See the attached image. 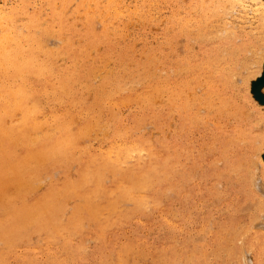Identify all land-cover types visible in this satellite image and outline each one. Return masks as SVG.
Here are the masks:
<instances>
[{
	"label": "rangeland",
	"instance_id": "rangeland-1",
	"mask_svg": "<svg viewBox=\"0 0 264 264\" xmlns=\"http://www.w3.org/2000/svg\"><path fill=\"white\" fill-rule=\"evenodd\" d=\"M53 1L60 6L62 0ZM39 3L40 0H34V6L39 7ZM220 3L221 0H74L68 3L70 6H65L63 16L66 29L56 33V26H53L46 35L49 46L56 48L58 45L54 47V40L55 44H59L56 39L65 41L69 38L73 47H86V54L82 59L69 60L66 54L58 53L57 63L59 67L74 69L93 65L96 75L94 78H89L88 75L84 85L82 82H72L69 91L66 94H57V99L45 93L43 95L35 89L33 98L37 99L41 113L38 116L40 131L36 129L32 136L54 132L56 119H64L67 125L71 123L67 128L69 134L72 130L75 147L62 161L29 162L30 166L23 171V178L26 177L30 183L35 179L33 189L26 188L24 184H6L9 182L6 180L7 186L2 187L5 193L0 191V206L11 204L18 207L30 204L53 184L62 186L68 180L78 181V167L83 166L81 162L90 161L87 160L88 157L99 158L100 151L108 148L110 140L114 139L116 136H113L117 133L126 134L129 140L145 143L144 145L156 152H162L163 159L171 157L172 160L174 156L173 163L177 164L175 163L173 168H167L163 175H159L162 180L154 179L153 189L149 193L156 196L158 203L155 208L150 203L151 199L148 200L151 196L147 197L146 209L139 211L132 209L133 205L128 203L130 200L127 198L121 200L117 197V204L121 202L117 207H121L130 218L117 223L112 229L113 234L107 237L113 238L112 246L97 241L94 233L95 223L80 211L78 215L84 218H79L81 221L77 222L82 226L81 232L73 233L71 242L73 247L80 246L81 251L73 258L61 249L60 238H55L50 243L55 250L45 252L44 243L48 232L36 227L34 219L30 225L25 226V231L18 232V240L14 243L7 244L0 236V264H25L24 261L27 260L29 264H49L50 258L65 259L67 264H241L240 255L244 264H251L254 257L257 258L256 264H263L264 252L258 250L255 243H261L264 251V171L257 161L261 159L264 162V145L255 147L257 139L262 137L264 140V28L255 27L257 15H253L250 9L241 11V8L236 7L238 10L234 8L232 12H228L226 10L230 8ZM248 4L252 6L251 2ZM219 6H222L223 12L217 11ZM43 8L45 11L42 10L40 17L44 20V25H55L45 4ZM32 9L28 8L30 14ZM85 17L90 19L89 24L85 22ZM182 23L187 24L183 26ZM224 29L230 30L229 37L227 35L225 40ZM88 37L93 40L89 45ZM218 46L223 49L217 51L220 49ZM242 46L246 48L244 51L240 49ZM249 46H255L258 55L263 57L259 65L261 68H248L253 61L252 53L248 51ZM225 63L227 65L224 66ZM203 64L206 67L201 66ZM248 70L252 72L248 73ZM244 77H249L247 89L240 79ZM31 81L33 80L30 79V83ZM210 83L211 86H208ZM146 85L164 87V90L157 93L151 91L148 102L140 99L138 101L134 95ZM169 86L179 92H176L179 97L175 100L166 94L165 90ZM107 91L110 94L105 97ZM180 101L187 103V117H183L178 111ZM114 105L117 106L113 107ZM13 113L12 120H8L10 116L4 115L7 121L5 124L17 120L15 118L18 114ZM52 114L57 115L55 122L51 118ZM77 146L79 147L76 148ZM11 149L15 155L21 153L19 145H13ZM128 162L127 165L130 164V161ZM103 169H100L101 175L103 174L101 179L106 180L103 183L101 181V185L111 186L116 174L108 168ZM244 177H247L248 181H245ZM65 196L63 199L58 197L54 200L60 207L64 204V210L63 207L56 208L53 214L61 221L67 219V214L69 216V213L71 215L77 208L80 209L85 201V198L79 195ZM8 201L9 204H5ZM3 210L4 207H0V216ZM254 220L256 222H253ZM245 230L248 231L247 234ZM1 233L0 229V235ZM232 245L233 247H230ZM128 246L133 249L129 250ZM117 254L122 257L120 260L116 257ZM187 259L191 261L188 262Z\"/></svg>",
	"mask_w": 264,
	"mask_h": 264
},
{
	"label": "bare ground",
	"instance_id": "bare-ground-1",
	"mask_svg": "<svg viewBox=\"0 0 264 264\" xmlns=\"http://www.w3.org/2000/svg\"><path fill=\"white\" fill-rule=\"evenodd\" d=\"M52 1L53 0H40V3L38 5L39 7H36V6H34V0H0V2H2V4L0 3V144H1V151H0V191L2 190L3 192H4V190L2 187L7 186V185H5L6 180H9V182L6 184H9L11 182L15 183L16 185L24 184L26 186V188L30 187V189H31L34 185L33 182L35 181V179L33 182L30 183V181L26 177L23 178V176H24L23 171L25 170V168L27 166H30V165H28L29 162L35 161V163H36L38 161H42V162H50V161H57V160L62 161V159L67 157L68 154H71L70 152H72L73 148L75 147L76 141L74 140V136L72 135V132H71L72 130L70 129L71 131L69 134V132H68L69 130L67 128V126L71 125V123L70 124L68 123L69 125H67L64 119H56L58 113H57V115H55V114L51 115V118L54 120V122L56 119L55 126L53 125L54 126L53 127L54 132L49 131L50 134L41 133V134H43L41 136H39V135L35 136L34 134H33L34 136H32V132L35 131L36 129L38 130V128H39L40 120H39L38 116H39V114H41L40 109H39L40 107H38L39 103H38V101H36L37 99L35 100L33 98V96L35 94V89L42 92L43 95L45 93V94H47V96L50 95V96L56 98L57 94H62V93L66 94V92L69 91L68 89H69L70 84L72 82H82L84 85V83H86V81H87L88 75H89V78L90 77L94 78V76L96 75L95 74L96 68L94 69L93 65L81 66L78 69H74L71 67H59V64L57 63V59H56V55L58 53L66 54V56L69 60H75L78 58L82 59L86 54V51H85L86 47H82V48L73 47L71 45V41L69 38H67V40H65V41H60V39H56V41L59 40L58 41L59 44H55V40H54V47H55V45H58V47H56V48H52L53 46L52 47L49 46V40L46 37V35H48L47 33H49L48 31L52 30L55 26H56V28H55L56 33H61L62 29H66V26H65L66 23L64 21L63 10L68 3L73 2L74 0L73 1L72 0H62V1H60L61 2L60 6L58 5V3L56 4L55 1H53V2ZM248 2H251L252 6H249ZM223 3L226 4V6L224 5L226 8L227 7L230 9L232 8L231 10L230 9L226 10V8L224 7L225 10L228 12L229 11L232 12L234 8L236 9V7H238L239 9L241 8L242 9L241 11H243V10L245 11L246 9H250L251 13H253V15H257L256 16L257 17V23H256V25L254 24L255 27L258 29L264 28V0H221L220 4H223ZM43 4H45L46 8L49 10V13L52 16V19H54L53 22L55 23V25H53V24H45L44 25V20L41 19V17H40L41 12L43 13L42 10H44ZM221 7L222 6H219L217 8V11L222 10V12H223V9ZM28 8H33L32 14L29 13L30 11L28 12ZM236 10H238V9H236ZM72 12H74V11H72ZM225 13H227V12H225ZM75 14H76V12H75ZM256 17L254 16V18H256ZM85 18H86L85 22L87 24H89V22H91L90 19H88L87 17H85ZM186 24L187 23H182L183 26H186ZM42 25H44V26H42ZM196 29H200V28L196 27ZM229 31H230L229 29H224V32H223L224 40L226 39L225 37H227V35L229 37V34H228ZM71 33H73V30L71 31ZM53 35H54V33H53ZM91 39H93V38H91ZM92 42H93V40H90L88 37L87 38V44L89 45ZM227 45H228V42H227ZM219 46H218V48H220ZM231 47L232 46H230V48ZM216 49H217V47H216ZM221 49H223V48L221 47L217 51H219ZM240 49H242V51H244L246 48H245V46H242V48H240ZM248 51L250 53H252L251 58L253 60L251 63L249 61H247L250 63V66L248 68H251L252 70H254V68L259 67L262 56L258 55V49H256L255 46H251L250 50H248ZM248 51H246V52L248 53ZM208 53H210V52H208ZM226 53H227V50H226ZM231 56L232 55H230V57ZM236 56L234 57V59L236 58ZM242 56H244V55H242ZM221 57H218V58L221 59ZM207 59H209V58L207 57ZM246 59H247V57H246ZM58 60H59V57H58ZM214 61H218V60H214ZM232 62H233V60H232ZM244 63H246V62H244ZM205 64H207V63L205 62ZM205 64H203L201 66L206 67ZM210 65H211V63H210ZM220 65H222V64H220ZM223 65L225 66L227 64L225 63ZM230 65H232V64H229V66ZM245 65L247 67L248 63ZM240 66H242V65L240 64ZM187 67L189 68L190 66H187ZM243 68H245V67H243ZM259 68H261V66ZM240 69H241V67H240ZM252 70H248L247 72L251 73ZM186 71H190V70L186 69ZM212 71H213V69L211 70L210 74H212ZM222 71H224V70H222ZM255 71H257V70H255ZM225 72H227V71H225ZM198 73H197V75H198ZM231 73H233V72H231ZM97 74H98V72H97ZM253 74H251V75H253ZM203 75H204V73H203ZM234 75H238V74H234ZM231 76H233V75H231ZM244 76H248V75L244 74ZM249 77H251V76L249 75ZM248 78L247 77L240 78V79H242L241 81L244 84L245 89L248 88ZM30 79L33 80V81H31V83H30ZM204 82L206 83V81H204ZM211 82H213V81H211ZM179 83L181 84V82H179ZM225 84L227 85V79H226ZM81 86H82V84H81ZM208 86H211V83H210V85L208 84ZM87 87H88V85H87ZM118 87H120V86H118ZM122 87H121V90H122ZM166 87H167V85H166ZM104 89H103V91H104ZM142 89L143 90H140V92L135 94L134 97L137 98V100L140 99L143 102L144 101L148 102L149 101L148 96L150 94H152L151 91H153L155 93H157L159 91L161 92L164 90V87L160 88V87H156V86L151 87L150 85H146ZM85 90H83V92ZM114 91H115V88H114ZM165 91H166V94L173 100H175L176 97H179V96H177V93H176L178 91L174 87L169 86L167 88V90H165ZM108 94H110V93L107 91V93L105 94V97ZM206 94H208L207 91H206ZM215 94L217 95L218 93L216 92ZM206 96H209V95H206ZM209 97H211V95ZM219 97L221 98V96H219ZM219 97H218V99H219ZM56 99H55V102L57 101ZM45 100H46V98H45ZM58 100H60V97L58 98ZM208 100H209V98H208ZM113 102L114 101H112V104H113ZM126 103H128V102H126ZM130 103H132V102H130ZM223 103L225 104L224 101H223ZM226 103H228V102H226ZM220 104L221 103H219V105ZM71 105H73V104L71 103ZM116 106L114 105L113 107H116ZM173 106H175V105H173ZM73 107L74 106H72V108ZM178 107H179V109H178L179 113L183 117L184 116L187 117L188 116L187 103L185 101H180V102H178ZM222 107L224 109H226L224 107V105ZM220 109H222V108H220ZM13 112H16L18 114V117L15 118L17 120H15L14 122L9 121V124H5V122H7V121H5L4 115L10 116V118H8V120H12L14 118L11 116V114ZM81 112H83V111H81ZM84 112H86V111H84ZM65 114H67V113H65ZM110 114H111V112H110ZM80 115L81 114L79 112V116ZM41 117H43V115H41ZM72 117H73V115H72ZM77 117H78V115H77ZM89 117L92 118V116H90V115H89ZM46 118H47V116H46ZM195 118H198V117L195 116ZM53 120H52V122H53ZM257 120H259V119H257ZM70 122H71V120H70ZM256 125H258V123ZM49 126H51V124H49ZM81 127L82 126L80 125V128ZM40 128H42V126H40ZM51 128H52V126H51ZM70 128H71V126H70ZM47 129H49V128L47 127ZM39 131L40 130H38V132ZM84 131H86V130H84ZM84 131H83V133H84ZM113 133H115V131ZM84 134H82V135H84ZM37 136H39V137H37ZM113 138L114 139L110 140V142L108 144L109 146L107 149L101 150V151L99 150L100 151L99 158L91 157L92 158L91 159L88 157L87 160L90 159V161H88V162L82 161L81 162V163H83V166L81 167L79 165V167H78V169H79L78 181L73 182V181H75V180H73L71 182H68L69 181L68 180L67 181L68 183L67 182L64 184L62 183L63 184L62 186L61 185L55 186L53 184L47 189V191L43 195L35 198L34 201L31 202L30 204H22L18 207H14L11 204L7 205V206H4V205L0 206L2 208L4 207V210L2 211L1 216H0V229L2 230V233L0 235L1 239L3 241H5L7 244L14 243L16 241V239L18 240V232L21 230L25 231L24 230L25 226L30 225L35 219V221H34L35 226L39 227V228H43L44 230H47V232H48V238H46L45 243H44L45 252L51 251L52 249L55 250V247H52V245L50 243H52L55 240V238H60V239H62L61 249L63 250V252L65 254H67V255L70 254V257L73 258V256L77 255L81 251L80 246H74L73 247L72 242H71L72 238H73V233L78 234L79 232H81L80 228L82 226L77 223L79 221V218H81V216L78 215V212L80 213V211H83L88 216V218L92 220V223L93 222L95 223V232L94 233H95V237H96L97 241H99L103 245L106 244L107 246H112V243H113L112 239L113 238L107 239V237L109 235L113 234L112 229L114 227H116L117 223L119 224V222L121 223V222H123V220H125V219L127 220L128 218H130L128 213H125L124 211H122L120 209L121 207H119V208L117 207L118 204H121V202L117 204V200L119 198L121 200H122V198H127L128 201L130 200L131 202L130 201L129 202L127 201V202L131 203L133 205V208H132L133 210L139 211L140 209H142V208L144 209L145 207H147V203H148L149 199H151L150 203L153 206V208H155L157 206L158 202L156 203V196L154 197L152 194H150L151 189H153L152 185L154 184L155 180L157 178H159V175H163L165 173V170L167 168H169L170 166L173 168L174 167L173 165L177 164L176 162H175L176 164L173 163L175 161V157L172 156V160H171V157H167V156H166L167 158L163 159V157L161 156L162 152L161 153L156 152L151 147L144 145L145 143L142 144L139 141L129 140L127 138L126 134L117 133V135H114ZM235 139H236V137H235ZM242 141H243V139H242ZM256 142H257V144H256L255 148L263 147L264 140L262 139V137L257 139ZM13 145H17V146L19 145L20 146L21 153L19 155H15L12 152L11 148L13 147ZM78 147L79 146H77L76 148H78ZM76 150H74V152ZM78 150H80V149H78ZM73 155H74V153L71 156H73ZM173 155H175V154H173ZM76 156H78V154ZM259 157H261V156H259ZM160 159H163V160H160ZM128 161H130L129 165H127ZM257 161H258V164L260 165L261 169H263V171H264V162L261 159H257ZM42 162H41V164H42ZM54 164H56V163H54ZM88 164H90V165H88ZM31 168H32V166H31ZM103 168H105V169L108 168L109 170H111V172L113 171L116 174V176L114 174L115 177L112 176L113 182H112L111 186L103 187L101 185V181L103 179V178L101 179V177H103L102 176L103 174L101 175L100 169L102 170ZM177 168H179V167H177ZM36 169L37 168H35V170ZM105 169H103V170H105ZM247 169H249V168H246V170ZM106 173H108V172H106ZM29 176H31V175H29ZM108 176H110V178H111V175H109V173H108ZM167 176H169V175H167ZM28 178L30 179L31 177H28ZM263 178H264V175H263ZM160 179L162 180L163 178L160 177L159 180ZM244 180L248 181L247 177H244ZM104 181H102V183ZM37 182L38 181H36V183ZM15 184H14V186L17 190V186ZM14 186H11V187L13 188ZM172 187H171V189H173ZM15 188H13V189H15ZM4 189H7V188L4 187ZM6 192H7V190H6ZM163 192H164V190H163ZM69 194L70 195L75 194V195L82 196L83 199L85 198L84 199L85 201L83 200L84 204L81 206L80 209H78L76 207L77 209L75 211H73V212L71 211L72 212L71 215H70V213H69V216L67 214V219L65 221H61L60 218L57 219L56 215L54 217L53 214H55L54 209L56 210V208L57 209L62 208L64 204L62 203L63 205H62V207H60L61 205L57 204L58 202L56 203L55 201L57 200L58 197L62 198L65 195H69ZM23 195H25V194L23 193ZM90 195H91V197L89 198ZM8 196H10V195L8 194ZM149 196H151L152 198L150 197L147 200V197H149ZM117 197H118V199H117ZM12 198H13V196H12ZM66 198H68V196ZM22 200H23V197H22ZM9 201L5 202V204H9ZM63 201H65V200H63ZM124 201H126V199ZM259 203H261V202H259ZM2 204H3V202H2ZM258 205H256V207ZM259 207H260V205H259ZM262 207H264V206L262 205ZM52 209H53V213H52ZM62 210H64V207ZM263 210H264V208H263ZM55 212H57V211H55ZM131 212H132V210H131ZM61 213L63 214V211H61ZM260 213H263V212H259V214ZM57 215H59V214H57ZM62 217H63V215H62ZM81 219L84 220V218H81ZM81 219H80V221H81ZM163 219H165V218H163ZM253 222H256V221L254 220ZM167 223H168V221H167ZM77 224L80 225V227ZM249 229H250V227H249ZM246 230L244 231L245 233L248 232ZM31 231L33 232V230H31ZM234 233H235V231H234ZM232 235L234 236V234H232ZM241 236H242V234H241ZM256 237H254V239H256V242H257ZM51 238H53V239H51ZM262 239H264V238H262ZM221 240H223V239L221 238ZM231 240H232V238H231ZM219 242H221V241H219ZM232 242H233V240H232ZM255 244H256L255 247L258 250H260L261 252H264V251H262L263 249H262L261 243L260 244L255 243ZM12 247H13V245H12ZM123 247H124V245H123ZM123 247H122V249L125 250L126 248H123ZM218 247H219V245H218ZM228 247H227L225 252H227ZM230 247H233V245ZM238 247L240 248L241 246H238ZM129 248L133 249L132 247L128 246V249ZM33 249H35V247ZM249 249H253V248H249ZM119 251H120V249H119ZM127 251H126V254H128L130 252V251H128V253H127ZM131 251H133V250H131ZM194 251H196V250H194ZM175 253H176V250H175ZM246 253H248V252H246ZM187 254H189V253H187ZM214 254L216 255V252ZM189 256H188V258H189ZM210 256H211V253H210ZM240 256H239V261L241 264H244L245 262L243 261V257H242V255H240ZM116 257L119 260H120V258H122L118 254L116 255ZM209 257H208V259H209ZM225 257L228 258L229 256L228 257L225 256ZM162 258H163V256H162ZM172 258H174V256ZM179 258L180 257H178V259ZM218 258H216V259H218ZM188 260L191 261V259H187L186 261H188ZM262 260H264V258ZM179 261H180V259H179ZM190 261H188V262H190ZM115 262H117V261H115ZM163 262H165V261L163 260ZM171 262H173V261H171ZM260 262H261V260L259 261V263ZM24 263L29 264V261L28 260L24 261ZM48 263L49 264H67V260L59 259V258H57V259L56 258H50L48 260ZM120 263H118V264H120ZM175 263H177V262H175ZM256 263H257V258L254 257L251 264H256ZM173 264H174V262H173ZM182 264H183V262H182ZM233 264H234V262H233ZM263 264H264V261H263Z\"/></svg>",
	"mask_w": 264,
	"mask_h": 264
}]
</instances>
